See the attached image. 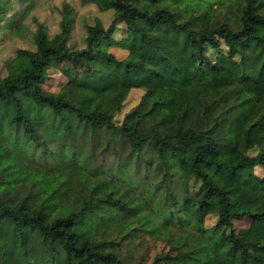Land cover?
<instances>
[{
  "label": "trees",
  "instance_id": "16d2710c",
  "mask_svg": "<svg viewBox=\"0 0 264 264\" xmlns=\"http://www.w3.org/2000/svg\"><path fill=\"white\" fill-rule=\"evenodd\" d=\"M80 2L111 17L70 47L64 1L0 75V264H131L142 235L165 246L150 264H264V0Z\"/></svg>",
  "mask_w": 264,
  "mask_h": 264
},
{
  "label": "rangeland",
  "instance_id": "374dc122",
  "mask_svg": "<svg viewBox=\"0 0 264 264\" xmlns=\"http://www.w3.org/2000/svg\"><path fill=\"white\" fill-rule=\"evenodd\" d=\"M30 3V7L23 11L24 4ZM68 2L73 8V25L70 31L68 45L77 47L82 43V36L85 23L92 22L94 18L99 17L106 24L111 17L112 9L101 10L92 3H81L80 0H1L2 5L6 8L2 10L0 15V75L4 74L5 59L12 53L16 46L32 47L31 31L34 28V21H42L47 26L51 33L57 26L59 17V8L63 2ZM13 20V25L7 22ZM123 25L118 23L115 31L111 36L104 40L107 50L112 52L116 57H123L126 49L118 46L117 39L123 34ZM224 48V47H223ZM64 75L58 69L50 68L47 75L44 77L42 87L45 89L55 90L58 85L64 80ZM141 87H131L125 97L122 99L121 106L114 111L112 120L118 122L123 113L137 101L141 93ZM254 147L247 150L248 153H253ZM254 172L261 175L264 174V169L258 165L254 166ZM215 215L212 213L206 214L204 217V225H213ZM248 218L245 216L234 218L232 227L234 234L245 240L248 236ZM131 255L127 259L131 264H150L152 257L161 253L165 246L160 240L153 239L147 235L137 236L133 241Z\"/></svg>",
  "mask_w": 264,
  "mask_h": 264
}]
</instances>
